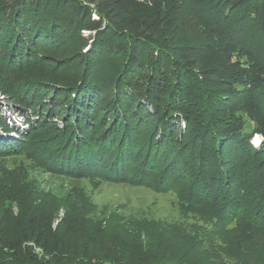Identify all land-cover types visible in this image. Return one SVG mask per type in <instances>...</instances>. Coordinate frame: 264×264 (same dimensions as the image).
<instances>
[{
	"label": "trees",
	"instance_id": "obj_1",
	"mask_svg": "<svg viewBox=\"0 0 264 264\" xmlns=\"http://www.w3.org/2000/svg\"><path fill=\"white\" fill-rule=\"evenodd\" d=\"M0 95L11 109L0 112V154L180 188L183 209L264 247V0H0ZM4 202L0 264H130L74 257L46 216L14 215ZM189 243L146 257L181 263Z\"/></svg>",
	"mask_w": 264,
	"mask_h": 264
},
{
	"label": "rangeland",
	"instance_id": "obj_2",
	"mask_svg": "<svg viewBox=\"0 0 264 264\" xmlns=\"http://www.w3.org/2000/svg\"><path fill=\"white\" fill-rule=\"evenodd\" d=\"M188 26L197 33L203 31L194 16ZM83 36L88 38V32ZM6 102L0 95V112L8 117L11 109ZM239 115L249 128L255 126L246 115ZM9 119L19 129L24 128L21 117ZM262 139L254 136L251 143L258 146ZM180 191L175 188L162 193L149 185L69 176L44 167L26 151L0 154V197L5 198L4 207L14 215L33 212L46 216L52 227L65 236L74 257L83 252L117 257L130 264H150L148 253L161 254L173 248L187 252L191 242L196 249L188 259L161 264H264V247L253 246L244 231L234 225L217 221L208 213L203 218L183 209ZM179 232L188 233L193 240L177 237ZM140 242L144 249L148 246L146 254Z\"/></svg>",
	"mask_w": 264,
	"mask_h": 264
}]
</instances>
